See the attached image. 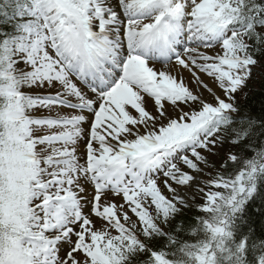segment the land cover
<instances>
[{
    "label": "snow or ice",
    "instance_id": "snow-or-ice-1",
    "mask_svg": "<svg viewBox=\"0 0 264 264\" xmlns=\"http://www.w3.org/2000/svg\"><path fill=\"white\" fill-rule=\"evenodd\" d=\"M254 68L264 0H0V264H264Z\"/></svg>",
    "mask_w": 264,
    "mask_h": 264
},
{
    "label": "trees",
    "instance_id": "trees-1",
    "mask_svg": "<svg viewBox=\"0 0 264 264\" xmlns=\"http://www.w3.org/2000/svg\"><path fill=\"white\" fill-rule=\"evenodd\" d=\"M246 92V97L243 94L238 97L240 104L254 114H259L264 110V72H258L253 76L252 80L248 82ZM262 208H264V203L259 198L250 202L248 211L245 213L246 223L242 225L245 231L251 229L253 237L257 240L264 239V213L261 212ZM193 214H196V210L186 211L184 216L178 219H183L184 223L188 224L192 220Z\"/></svg>",
    "mask_w": 264,
    "mask_h": 264
},
{
    "label": "rangeland",
    "instance_id": "rangeland-1",
    "mask_svg": "<svg viewBox=\"0 0 264 264\" xmlns=\"http://www.w3.org/2000/svg\"><path fill=\"white\" fill-rule=\"evenodd\" d=\"M212 159V157H210V160Z\"/></svg>",
    "mask_w": 264,
    "mask_h": 264
}]
</instances>
